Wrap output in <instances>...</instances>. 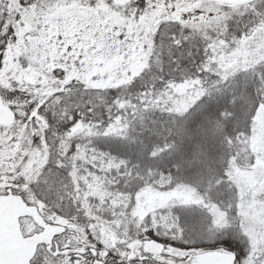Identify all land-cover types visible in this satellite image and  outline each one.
Returning <instances> with one entry per match:
<instances>
[{
	"label": "snow or ice",
	"instance_id": "6c2138e0",
	"mask_svg": "<svg viewBox=\"0 0 264 264\" xmlns=\"http://www.w3.org/2000/svg\"><path fill=\"white\" fill-rule=\"evenodd\" d=\"M0 264H264V0H0Z\"/></svg>",
	"mask_w": 264,
	"mask_h": 264
}]
</instances>
